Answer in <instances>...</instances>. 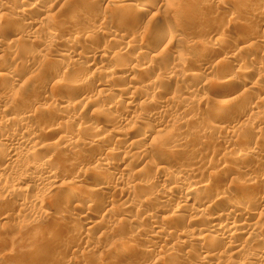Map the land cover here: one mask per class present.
Masks as SVG:
<instances>
[{
  "label": "rangeland",
  "instance_id": "374dc122",
  "mask_svg": "<svg viewBox=\"0 0 264 264\" xmlns=\"http://www.w3.org/2000/svg\"><path fill=\"white\" fill-rule=\"evenodd\" d=\"M72 1L73 0H68V1L67 0H61V1L59 0L55 3L50 2L52 5L51 6L52 10L50 11L49 15H51L50 17H51V20L53 19V21H52L53 23L51 22V29L49 28V30H48L49 32L54 29V26L57 23L56 17L59 15L57 13L60 12V9L67 8L69 6L68 4L71 3ZM163 1H165V2H163ZM235 1L236 0H221V1L220 0H161V1L156 0L153 3L152 8L149 9V14L147 13L146 14L147 16L145 15L143 17V20H142L143 24L141 22L142 27L143 26L145 27V25H147L146 22H149L148 20H150L152 17L155 16V18H154L155 20L152 18V21L154 20L155 21V22L153 21L154 23L157 22L158 25H156L157 27L155 26L157 30L159 29V27L161 28L162 26H164V28L165 27L166 28H170V27L172 28V27L176 26L174 28V30H176L177 36H176V38H173L172 40L168 39V38L167 39H161L162 41L159 40L158 43H154V45H152L151 47H150V45L147 46L146 53L144 54V56L142 55L143 56L141 58L142 61L140 60V62H142L141 63L142 65L144 64V62L145 63L148 62V66L146 65V69L144 71L145 74H144V72L140 73L141 76L139 74L141 79L146 74L149 76L153 75L155 78L157 75H159V73L160 74L167 73V72L169 73V72L174 71L175 68H176V70H178L177 67H173V65H172L173 64L172 56H173V54L178 53V52H180V53L186 55V57H188L187 58L188 60H186L185 65H184L186 67L185 68L186 70L187 69L188 70L194 69V70H196V72L198 70L200 71V69L205 64L204 63L205 61H202L201 59L200 60L198 59V62L196 59L193 61H190L191 58L189 55L191 54L193 48L199 47L200 45L201 46L205 45L206 42L207 43L213 42V40L218 37V34L221 32L220 31L221 29L225 30V34L227 33L232 37V39L229 37L228 41L230 40V41L234 42L235 44L238 43L240 45L241 42L250 38L251 43L255 44V45L253 44V46H255V48L256 47L257 48L256 49L254 48V50H252L253 49L252 46H251L252 48H250L251 52L254 51L253 54L255 53L253 55L254 58L251 55L249 56V53H251V52H249L248 50H247V52L244 51L243 53L239 54L240 62L239 63L237 62V64H238L237 67L234 66V68H233L234 71L232 70L233 66L230 67L227 65V66H225L227 68H225L226 70H224L223 73H220L221 71L220 72L218 71L215 73V71H214L212 73L207 74L204 77L202 76L201 78H199V77L198 78L196 77V79L191 78L188 81V84L193 85V86H199V88L197 89V91L196 90L192 91L191 93H189L188 95L186 94L185 96L190 97L193 100H198V101L200 100L201 104L198 106L197 105H187L186 103H184V100L182 101L181 98L184 97L183 89H181L182 86H180V84H178L179 82H176L177 84H175V81H171V82L167 81L166 83L163 82L160 89L157 88V86H156L157 89L155 87H149V88L146 87L142 90V93H141V91H139V92L137 91V93H136L137 95L134 96L135 98L138 99L139 97H141V95H144V93H145V94H148L150 96V99H152L151 100L152 102L150 101L151 104L150 103H143V101H141L139 99L138 104H140L141 108L139 107L140 110L138 108L139 113L138 112L135 113L137 118H134V119L130 118L132 121L129 119V121H126L124 123L125 125L123 124L124 128H123V126L121 127V129H123L122 134H124V132H128V131H129V135L131 134L130 135L131 139H130V142H128V144L135 142L136 140H138V136L145 134V132L143 131L145 128H148V130L150 129L152 131L153 127L155 126L154 120H156L157 116L160 117V114H162V118H164V120L168 119V121L170 120L171 122L169 121L167 124H164L167 126V127L164 126V129L162 127V129H159L158 131H157V129L154 130V133L152 134L151 138L149 139L150 140L149 143L151 144V140L155 138L154 140H152L153 142L154 141L156 142V143L154 142V144H152V146L155 145V148L153 149V151L150 150L151 148L145 149V152H144L145 153L144 155L146 157V158L144 157L145 160L147 158H151L153 161L154 160L158 161L157 157H159V160L162 159V161H164L163 166H161V165L157 166L156 162H155L156 166H154V164H152L153 162L149 161V162H151V164L148 167L145 165L146 162L143 161V164L140 166H141V168H143L142 166H145L143 168L144 170H143V172L141 171L142 172L141 175L136 176L135 174H133V168H134L133 166H136L137 162L132 156H131V158L128 157V155L130 156V153H128L127 151L130 149L129 148L130 146L123 147L125 150H123L121 148V153L124 152L127 155L126 154L124 155V153L123 154L115 153V154H113L114 156L112 155V157L114 158L116 165H117L115 170H112V174H117V175L120 174L123 177V179H125L124 181L126 182L125 184L123 183V185H121V186H117V188L120 187L122 192H124V191L129 192L127 194H129L130 198L133 199L132 208L131 207H130V209L128 208L126 210V213H125V211H124V213L121 212L122 213L121 219H125L128 222L129 221L132 222V223L129 222V225H128V222L126 224H118L116 222L114 223L113 220L115 218H119V217H113V220L110 219V221H109V219L106 218V221L104 223L101 222L100 224L99 223L96 224L98 221H100L98 219H100V216L103 215L104 209H99V208H101V206H102L101 203L103 202V201H101L103 199H100V198H102V196L99 197V195H98L95 197V195H94L95 192H101V191L100 190L94 191V189L95 188L97 189V187H95L93 185L94 183H91V181H90V180L94 181V179H95L94 175H96L95 171L92 170L94 163L92 164L91 162L93 160V156H94V158H98L104 154L112 152L111 151L112 148H114V149L116 148L113 145L114 143L112 141L108 142L105 147L96 143L95 146H92L91 148L85 149V150L84 149L82 150V147L80 149V146H77L78 148L75 147L73 149L74 151L77 149L76 152H74V151L70 152V151H66V150H63V151L59 150L56 152H53V151L50 152L49 151V153L45 152L46 154L41 153L38 156V158H36V159H34L32 157H27V156L23 155L22 152L21 153L19 152L20 154L17 155L18 158L16 159V160H18L17 162L14 159L11 161L7 160L8 159L7 158V151L4 152L3 146L0 145V150H3V151H0L2 153V156L0 155V158H1L0 162L1 163L3 162L2 167L8 166L9 174L7 175V178H11V176L13 178V177H16L18 175L21 177V176L25 175V174H23V173H25V171L21 167V166H23V164L25 165V163H27L29 161H31L30 163L40 164L42 158L46 155L47 157L51 158L53 166L60 171V175L58 177L59 181L57 180V186L61 187V189L63 191V200H64V197H66L68 194H71L73 191H77V190H78V192H82L81 194H83V195L85 194V196H87L86 197L87 199H85V205L88 202H91L93 200L96 201V199H98L96 204H94V205H97L96 208L94 207L95 209L94 210L92 209V211H94L95 213L92 211H91L92 213L91 212L89 213V215L92 214L93 217L91 215L89 216L88 214L86 215V218H90V219L95 218L96 219L95 220L96 225L94 224L95 227L92 226L91 229H89L86 232L87 235H86V233H85V235H83V234L80 235L81 233L79 231L82 232V230L85 228L84 219L82 217H80V220H79L78 219V217H79L78 210L77 211L75 210L76 205L78 207L76 209H79V207L80 208L85 207L84 205L79 206V205H81V204H79L80 202H74V203L71 202V204H74V205L68 206V205H64L65 203L62 200V198L58 197L55 200H53V203H52L51 201L48 200L49 199L48 194H49L50 190H48L47 193H43L42 190H39L38 188H30L29 182H27L28 179H26V178L22 179L19 182L7 183L4 185L1 184L2 186L0 185V187H1L0 188V200L2 199V201L0 202V264H120V263L121 264H177L178 262H180L178 264H181L182 262H183L182 264H198V258L199 257H196V256H199L198 254H200V252H202V249H199L194 242L188 241L190 239H188V238H185L184 240L180 239L183 242L185 241L184 242L185 244L188 242V245L190 244L188 246L187 244L185 245L184 243L179 241V239H178L179 237L177 238L176 234L174 235L176 237L171 236V239H170V237H167V238H164L165 240L164 239L163 240L157 239V241H156V239H151L150 237H147V236H151V234L149 232L152 229L151 226H154V223L158 222L160 224L161 223L163 224L164 221L166 220L165 217L168 216V210L162 209L163 207L162 208L160 207L162 205H159V202L162 201L160 198V196H161L160 193H162L163 196H165V195H167L166 194L167 192L165 190L166 189L168 190L170 188V186L168 184L166 186H164V185L162 186L159 183V180H162L163 178L165 179V178H167L166 176L171 175L170 171H166L167 170L166 168L164 170L163 167H167V168H168V166H169V168H171V167L172 168L187 167L185 169H192V170H194V172L196 171L195 173H193V175L189 179L186 178L185 181L187 183L186 182L185 183L186 184H188V183L192 184L193 181H196L199 183L201 182V184H206V183H208L209 185L213 184L212 186L210 185V188H212L213 190H209V192L212 193V195L209 194V192H208V196L211 197L214 195V192H218L220 187H221L216 182V180L212 177V174H214L218 170H220L218 168L221 166V164H222L221 161L223 160L224 157H227L230 159H239L243 156V153H244L243 151H245V148L248 147L247 146L248 144H251L254 147L257 144L258 148L257 147L256 148L259 149V151H261V153H263V154H260L261 158H260V156H258V158H256V160L259 162H260V160H261V162H262V160L264 161V159H263V156H264V149H263V147H264V144H263L264 143V131H263L264 130V122L261 121L263 124L262 123H259L260 125L258 124L259 130L255 129L254 127L251 130V128H250L251 125L249 126V124H251L250 123L251 117L248 113L247 114H246V112L243 113L245 111V109H243V107L240 108V106H242V105L245 106L244 104H240V102H243V101L248 102L249 106L250 105L255 106V104H257L256 103L257 100H260L264 97V95L262 94V91L259 93L258 92L249 93V91H248L249 94L245 95L244 89L248 88L249 85L245 86V88L244 87L241 88L240 84L243 85V84H245L244 82H241V83L238 82L237 84H233V85L227 83L224 86L221 85L222 87L217 85V84H219L218 82H220L219 81L220 76L223 77V75L227 74L228 78L230 77L229 79H232L233 77L236 78V76H237L236 71L239 69L238 66H244V67H241V69L245 70L247 73H245L246 75L244 76L245 78H243V80L245 79L244 81H247V83H251V84L252 83L255 84V82L256 83L258 82L257 84L260 86V88L264 89V78L259 79L260 75H259L258 71H261V69L260 70L255 69V68H253L254 65L251 66V65L247 64L248 60H252V59L253 60H259L260 58L262 59L264 57L263 56L264 50L261 49V47H259V46L264 47V45L260 43L261 40L262 41L264 40V13L262 14V12L260 11V8H258V9L262 15L260 14V12H258L260 14L259 15L255 11V9L257 10V8H255V7H257V6L261 7V8L263 7L261 5V4H263V1L261 3L260 0L259 1L258 0H246V2H247L246 6L247 5L250 6V7L244 6L246 8L239 6V4H237V3H234ZM219 3H221V4H219ZM63 4H64V6H63ZM96 4L94 6H96L95 8L97 11L96 10L93 11L94 8H91L92 10L89 11V15L85 14V17L90 19L95 14L96 15L94 17H96L97 15L99 16V15H105V14L107 17H109L108 12L112 13L111 11H113V9H112L113 6L109 10L108 7H110L109 6L110 4H108L106 1L101 2V4L99 3L100 4L99 6ZM167 5H168V7H167ZM174 6L177 8L173 9ZM170 9H173V10H171V12H170L169 11ZM252 9L255 12L252 11ZM104 10H106V11H104ZM156 12H157V14H156ZM82 13H84V11ZM255 13L257 15H255ZM2 15H3V17H2ZM6 15H8V16H6ZM52 15H54V16H52ZM9 16L14 19V17L10 13L0 12V18L3 20H5L6 17H9ZM13 19H11L10 23H14ZM54 19H55V21H54ZM160 19H161V21H160ZM229 20H231V22H229ZM128 22H130V21H128ZM151 23L152 22L150 21V24ZM5 27H6L5 28L6 30L9 29L10 31L12 29H14L12 26H11V28H9L10 27L9 25H6ZM16 28H17V26H16ZM83 31H84V29L81 31V35L83 34L82 33ZM138 31H140V30H138ZM138 31H137V35L135 38L136 41L137 40L140 41V39H141L139 37L140 32H138ZM20 32H22V31H20ZM1 33L2 34L5 33V30H4V32H1ZM22 33L20 34V36L15 37L16 40H18V42L15 40V38L11 37V38L7 39L5 34L2 36L0 34V41L5 39L2 42H6V43L12 42L11 44L9 43L10 47H8V50H9V53H7L8 55L5 54V51H4L2 54H0V56L2 55L1 57H4V56L7 57V58L4 57L3 61H6V60L9 61V63H11L12 69H13V67H14L13 70L16 71V69H17V71H16L17 75L20 77L19 85H21V86L23 85L24 89H25V90H23V92H22V90L18 91L19 89H17V90L15 89L16 90L15 93L12 94L10 97H7V99H5V97L2 96V94H0V99L3 100L0 102H2L3 104L7 103L6 105H8V106H9V104L11 106L12 104H16V103L19 104L20 102L21 103L24 102V103H22V105L24 107L21 104H19V106H17V108L18 107H19L18 109L24 108L25 111L28 109L31 111V113L33 112L32 114H33L34 122H32V124L36 123V125L39 126V128L41 127V129H46L50 125L53 126L54 128H56L55 132L53 131L52 133H50L51 136L49 134H48L49 136L48 135H46V136L45 135L44 136L43 135L35 136V140L33 138V141H32L33 145H31V146H34V145L36 146L37 144H39L41 142L44 144H51V143L56 142L59 138L58 132L59 131L61 132V130H62V132L66 131V132H70V133H72L74 131V124H72L71 121H70V124L65 125L64 124L65 122L64 123L62 122L64 125L63 124L61 125V122H58V120H56L54 118V116H52V115L49 116V114L46 113L47 111L45 112V110H47L48 108L50 109L52 107L54 110L56 109V111L61 110L59 108L58 98L60 96L64 97L65 95H63V93L54 94L55 92H57V90L55 88L53 89V87H49V86L47 87L46 85H44L43 84L44 81L42 82V80L40 78L41 73L38 76L39 78L37 77V79H36L38 81H32L33 79L31 80V74H30V70H29L31 66H33V68L37 67V69L41 65H43L45 67L48 66L47 67L48 70L54 71V72L53 71L52 72L55 75V77L57 78V80L62 81V82L65 81L67 83L68 81L70 82L71 79L67 80L65 78V70H63L62 68L69 67L70 64L73 65L76 62H77V64L79 63L78 65H80L81 67L80 66L77 67V72H78L77 78L79 77L78 79H83V80L88 78L89 80L91 79L90 82H92V83H90L92 85H90L89 88L86 87V89H85V90L89 89L91 91V92L89 91V93H88L90 95V97L88 94L84 98H83V96L81 97L82 99H86V100L89 99L90 100L89 102L91 104L89 103V105H90V106H88L89 110H88V108L84 107L86 100L80 101V99H81L80 97L79 98L74 97L75 96L74 93H76V91H77V88H74V93H73L72 97H74L76 99V100L73 99V104L75 105V107L74 106H73V108L71 107L72 109L69 107V110H67L69 112L66 114L61 113L60 117H62V120L68 121L67 117L72 112L76 111L77 116H78L76 118L80 121L79 123L81 125H85V124L88 125L91 122L90 119H92V117L94 115L93 110L97 107V104L99 102H102V104H104L106 106L107 105L109 106V104H111L110 106H112V102L115 100H118L117 98H115L118 95L117 90L120 89V91H122V89H123V91H124L127 88V86H126L127 82L124 80L118 81V79H116L115 81L113 80V81L106 82L105 83L106 87L104 89L108 92V93H106L107 95H105V97H102V98L100 97L99 100H101V101H96L95 90L97 87L95 86V84L97 82H100V84L101 83L104 84L103 78L105 75H104V73H102V71H101L102 74L100 72L95 74L94 68H96L95 66H100V65L103 68H108V66H111V64H112V59L116 58L117 56H115L113 54L115 57H112V55H111L112 58L111 57L105 58V60H103V62L101 61L102 59H99V58H96V59L93 58V59L89 60L86 56H84V57L82 56L83 58L80 56L79 59H76L73 54L76 55V53H79V51L80 52L82 51L79 48L82 43H80V41H79L78 42V43H80V45H78L79 47L77 46L78 43L75 46V47H77L76 48L77 50L75 48H73L74 51H72L70 54H67V55H69L68 57H66L68 60L67 61L64 60L65 61V63H64V61L61 59L63 61V62H61L62 65L58 64L59 66L58 65L56 66L54 63L55 60H60V59L57 58L55 56V54H53V56H52L51 51L56 50V47L58 45L56 47L52 46V48L50 46L49 47L50 48L49 53L48 52L42 53V52H40L39 48H37L38 45L36 46L32 43L30 44L29 43V37L26 36V34H24V33L22 34ZM44 33H45V36L48 35V32H44ZM44 33H43V35H44ZM78 33H79V31H78ZM138 33H139V35H138ZM108 35H106V34L103 35L101 37V39H103V40L97 39L99 42L95 41V42L87 44V45L90 46L93 44L92 45L93 48H96L95 46H99L100 44L104 45L105 44L104 40L107 37L109 38L110 35H113V33H111L109 36ZM19 37H21V38L19 39ZM108 38H107V41L109 40ZM139 41H137L138 43L134 47L135 49L132 48L136 52H134L132 49H130V52H129L130 55H132V53H133V56L137 54L138 46L140 44ZM107 43H109V42H107ZM11 45H13V46H11ZM85 45L86 44H84V46L81 47L82 49L84 48V52H85V48H86ZM116 45H115V43H113V46H112V43H111V49L113 52L116 51V48H115ZM117 47H118V45H117ZM226 47H228V46H225L224 48L219 50V52L223 51V53L222 52L220 53L221 55H220L219 59L224 58L228 51L231 52V50L227 49ZM10 48H12V49H10ZM248 48H249V46H248ZM259 48H260V50H259ZM57 49L61 50V49H59V47H57ZM131 50H132V53H131ZM226 50H228V51H226ZM13 52H16V53H13ZM58 52H61V51H58ZM214 53L215 54L218 53V50ZM228 53H227V56H229ZM262 53H263V55H262ZM43 54L46 56H44ZM261 55H262V57H261ZM12 56H13V58H12ZM88 56H89V54H88ZM257 56L259 59H256ZM130 57H132V56H130ZM11 58H12V60H11ZM14 58L18 62H16L14 60ZM42 59L43 60L45 59V60L41 61ZM214 60L216 61L217 59H214ZM86 61H88V63L92 62V66L94 65V67H92L91 65L89 66V64ZM12 62H14L15 64H12ZM244 62H246V63H244ZM31 63H32V65H31ZM85 63L87 64L86 66H85ZM170 63H171V66H170ZM160 64H161V66H160ZM106 65H108V66H106ZM229 68H231V71L227 70ZM263 69L264 68H262V71H264ZM151 70H153V71H151ZM148 71H149V73H148ZM154 72H157L158 74L154 73ZM197 74H198V76H200L199 72H197ZM221 74H223V75H221ZM39 79H40V81H39ZM259 81H260V83H259ZM35 82H37V84ZM215 82H217V84ZM93 83H94V85H93ZM205 83L208 84L206 86V90L200 89L201 84H205ZM31 84H33V85L35 84V86L38 88L37 89L33 88L35 86L31 87ZM73 85L75 86L76 84H73ZM91 87H92V89H91ZM20 89H22V88H20ZM53 90H55V91H53ZM50 91L53 92L55 98H52L51 100H49V99L46 100L44 98V96H45V94H48ZM51 92H50V94H52ZM0 93H1V90H0ZM57 94H59V95L57 96ZM175 94L177 95V97H181L180 99L183 103L179 100V101H177L178 104L175 103V104L169 106L170 109L169 108H168L169 110L166 109L168 111L157 113L158 111H161V110H158V108H157L160 105L159 103H163L166 100L168 101V99L170 100V98H172ZM182 94H183V96H182ZM253 94H254V98H253ZM247 95H250V97L248 96L249 97L248 98ZM245 98H247V100ZM15 100H17V102ZM12 101H14V102L12 103ZM226 101L227 102L230 101L229 102L230 104L227 103ZM221 102L227 103L228 106L230 105L231 108L233 107L232 111L235 112L238 110L239 113H237L236 115L235 114L230 115L229 116L230 118L228 117V115H225V116L223 115L224 117H222L219 120H216V121L210 120V119L208 120L207 111L213 106V104H215V103L218 104ZM262 105L264 106V104H262ZM15 106L16 105L11 106L12 112L17 111V108ZM263 106L260 105V107H263ZM83 107L85 108V110L83 109ZM115 107H120V106L118 105ZM120 108H121V113H122V111H123L122 106ZM120 108H117L118 110L116 109L117 111L114 114L115 116L121 115L120 114ZM239 108L242 110V113H241V110ZM13 109H14V111H13ZM80 110H82V111L80 112ZM42 111H44L45 114H43L44 112H42ZM153 111L154 112L156 111L155 115L152 113ZM11 113L2 112L1 108H0V127L4 128L5 123L8 120L10 121V120H12V118H14L13 113L12 114ZM140 113H141V115L138 116V114H140ZM150 114L152 115L153 118L150 116ZM134 117H135V115H134ZM104 118L102 116H98L96 118V122H95V120H93V121H94L95 125H97L99 127H104V125L107 124V123H105L106 120ZM175 118L177 120H179L181 118L182 119L181 124H179L180 122L175 123V120H176ZM86 119H87V121H86ZM78 120H77V124H79ZM225 120L226 121L229 120V122L227 123ZM248 120H249V122H248ZM172 121H174V122H172ZM50 122H51V124H50ZM246 122H248L249 124ZM96 123H98V124H96ZM183 123H184V125H183ZM229 123H230V125L236 124L238 127L241 124L240 127L241 126L242 127L239 128V129H241L240 132L238 131L239 134L236 133V135H234V137H232L230 141L229 140L227 141V139L224 136L228 137L229 135L228 136H227V134L223 135L222 133L226 132V128H224V127H226L227 124H229ZM34 124H33V126H36ZM178 124H179V126H178ZM242 124L244 126L245 125H247V126L244 127ZM209 125L210 126L216 125L219 127L221 126L222 128H221V130L215 128V131H214V129L210 128ZM31 126L32 125H30V127L28 125H26L24 127V129H22L20 127H17L16 124H13V126L10 127L11 129L9 128L8 130L13 129L14 135L18 134V135L22 136L23 139L27 138L28 140L31 141L32 137H33L32 133H31L32 132ZM59 127H60V130H59ZM115 127H117V125ZM18 128H20V129H18ZM107 129H108V131L112 130L109 128H104V131H107ZM253 129L259 131L258 135L254 134L255 130H253ZM260 129H261V131H260ZM203 132H205V133H203ZM241 133H244V134H241ZM0 134H1V132H0ZM107 135L110 136L111 133H108L105 136H107ZM175 136L177 138L179 137V139L182 137L184 138L183 139L184 142L178 147L176 146V145H178V143L176 141H174L176 139ZM244 136H246V137H244ZM249 136H250V138H249ZM91 137H92V135H91ZM164 137H165V139H164ZM36 138H37V140H36ZM79 138L81 140H83L84 142H87L89 140V135H88V133L84 132V133L79 135ZM87 138H88V140H87ZM159 139H162L161 142ZM251 140L253 142L248 143V142H251ZM262 140H263V142H262ZM126 141H128V140H126ZM223 141H225V142L227 141V142L223 143ZM0 142H3V141H0ZM220 142L223 144H221ZM0 144H2V143H0ZM157 145H159V146H157ZM163 147L164 148L167 147L166 149H168V150L171 148H174L175 152H173L172 154L169 155L168 150H165ZM169 147H171V148H169ZM163 149L167 152H165ZM160 150H162V151H160ZM29 158H31L32 160ZM129 158H130V160H129ZM256 160H255V162L253 159L247 160V162H246L248 164V166L246 164L247 168L248 167L252 168L253 166H256L255 165ZM130 161H133V162H130ZM93 162H94V160H93ZM165 163H167V165H165ZM140 166H139V168H140ZM239 166L235 167V170L237 171V173H236V171H233L234 173H231L232 175L230 173H226L225 177H228V179L225 182V184L228 185L229 183H231V180H232V181H236L235 184L237 183L239 187H240V185L242 187L244 186L243 182L245 181L244 180L245 177L241 175L243 168L240 169ZM155 167H158V168L160 167L159 168L160 170L154 169ZM169 168H168V170H169ZM161 169H163V170H161ZM239 171H241L240 172L241 174L239 173ZM77 175H81V176L84 175L83 177H86L84 180L85 183L83 182V183H80L78 185L74 183L76 185L75 186L73 184V182H74V179L77 177ZM8 176H10V177H8ZM110 176L102 178L100 180V182H106L107 181V183H108V181H109V183H112V182L114 183L115 177L113 178V176H111V177ZM196 176H198V177H196ZM193 177H194V179H193ZM91 178H93V179H91ZM198 178H199V180H198ZM187 179L189 181H187ZM255 179H256V177H255ZM255 179L253 178V180H255ZM140 180L148 181L147 183L149 185H147L146 187L145 186H139L140 184L138 185V183L141 182ZM242 180H243V182H242ZM203 181H204V183H203ZM238 181H240V182H238ZM128 182L129 183L134 182V183L131 185V183L129 184ZM239 183H240V185H239ZM237 184H236V187H237ZM122 186H124V187H122ZM12 187L15 189H16V187H18V188H20L21 191L17 192V190L15 191V189H13ZM185 188L186 187L183 188V191H179L178 194L184 193ZM10 189L14 190V191H12V193H10L11 192ZM123 189H127V190H123ZM259 190H263V192H264V189H262V188ZM5 191L6 192L10 191V192L6 193ZM164 191H165V194H164ZM211 191H213V192H211ZM118 192L119 191H111V192H107L108 195L105 194L106 196H108L107 199L110 202H112V204L114 203V205H116L115 202H117V200H119L118 198L120 195ZM122 192H121V194L125 193V192L124 193H122ZM8 193L12 194V196H10V194H8ZM6 194L9 196V198H6V196H5ZM263 195H262V198H263ZM148 196L149 197L151 196V197L149 199H147ZM35 197L36 198L38 197V199L40 198L39 200H41V198L43 199L42 201H44V202L41 203L42 205H38V204L32 205V200ZM121 197H123V195ZM103 198L106 199V197H103ZM145 199H146V202L144 201L145 203L142 204L143 203L142 200H145ZM140 201H142V203H140ZM20 203L22 204L21 206L19 205ZM50 204H54V206L50 207ZM99 204H101V206ZM141 204H142V206L139 207L138 205H141ZM178 204L172 203L170 209L174 210L176 208V206H179ZM146 205H147V207H146ZM66 206H67V208H66ZM108 207H109V205H108ZM108 207H106V208H108ZM156 207H157V209H156ZM64 208H66V209H64ZM140 208H141V210H140ZM152 208H154L155 211ZM159 208H161V209H159ZM60 209H64V211L62 210L63 211L62 212V211H60ZM39 211L40 212L45 211V213H46L45 218L38 219L39 222L38 221L36 222L37 218L35 216ZM101 211H103V212H101ZM144 213L147 215H150V218L152 217V220L151 219L149 221L147 219L145 220L144 219L145 218ZM74 214H76V215H74ZM77 214H78V216H77ZM95 214L98 217V219L95 216ZM111 221H113V222H111ZM115 221H116V219H115ZM202 221L203 220L198 221V222L204 223ZM178 222L180 223V220ZM180 225H179V228L175 227V229H174L176 231L175 233H177V234H179L180 232L185 231L187 229V225L185 222L183 223L182 226H180ZM184 226L186 227V229ZM136 228L138 229L139 232L137 231ZM180 229H183V230H180ZM78 232H79V234H78ZM130 232L133 235L135 232H137V234H136L137 235L136 236L137 237V239H136L137 243H135V245L137 246L136 247L137 251H135L134 253H131V254H125L124 256L119 257L118 259H115L114 261H109L110 248L112 246H114L115 244H117L122 239L128 238V235H130ZM32 233H34V234L32 235ZM144 233H146V234H144ZM46 234H47V236H48V234L49 235L51 234L50 237L48 238V240L45 239ZM197 234L198 233H196L195 231L190 232L191 236H194ZM27 235L29 237H27ZM42 236H43V239H42ZM54 236H56V237H54ZM30 237H33L32 238L33 240ZM29 238H30V240H29ZM200 238H202V237H200ZM200 238H199V240H200ZM174 239L176 242L174 241ZM186 239H187V242H186ZM210 239H211V236H210V238L206 237V238H202L201 240L203 241V244L205 243V245H207L208 242H210V241L213 242L212 239L211 240ZM208 240H210V241H208ZM44 241H45V243H44ZM178 241L180 243H178ZM215 242L216 241H214L213 243H215ZM256 242L257 243H255V241H251L250 244L246 247V250L250 254H251L252 250H254V249L255 250H262V248H264V242H263V244L260 241H256ZM213 243H211V244H213ZM237 243H238V241H237ZM175 244H177V245L179 244L178 245L179 247H177V245H176V248H178V250L174 248ZM181 244H183V246H181ZM219 245L221 246V244L218 243V245H217L218 247L216 245L213 247V248H218V251H217V249H214L215 250L214 251L213 248L212 249L210 248V249H208L210 251L209 253H211V254L213 253L216 256H221L220 254H222V257L225 259L226 256L224 257V255L226 254L227 257L229 255L224 251L223 248H221L222 249L221 250L219 248L220 247ZM168 247H170V250H172V249L173 250L172 251L168 250ZM180 247H183V248H180ZM189 247H191V248H189ZM221 247H223V245ZM179 248H180V250H179ZM160 249L162 252L160 251ZM199 250H201V251H199ZM165 251L167 253H171L174 251L173 254L176 257L175 256L173 257V254H172V256L167 255V253ZM211 251H213V252H211ZM160 253H162V254H160ZM249 253H247V255ZM169 256L173 257V259L169 258ZM222 257H220V258H222ZM227 257H226V261L224 259L219 258L218 263L222 261L221 262L222 264H224V263L225 264H243V263H241V260L239 261L238 258H230V257L227 258ZM245 258H247V257H245ZM227 259L230 260L229 263H227V261H228ZM247 260L251 261L250 259H247ZM251 263L258 264L254 260H252Z\"/></svg>",
  "mask_w": 264,
  "mask_h": 264
},
{
  "label": "bare ground",
  "instance_id": "6f19581e",
  "mask_svg": "<svg viewBox=\"0 0 264 264\" xmlns=\"http://www.w3.org/2000/svg\"><path fill=\"white\" fill-rule=\"evenodd\" d=\"M57 1H59V0H0V12H8L14 17V19H13V18H11L9 16L10 18L6 17L5 20L0 18V31L4 32V30H5V33H3V34L0 32L1 36L5 34L7 39L11 38V37L15 38V37L20 36V34L23 32L24 34H26V36L29 37V43L30 44L32 43V44H34L36 46L38 45L37 48H39L40 52H42V53L43 52H48L49 53L50 52L49 51L50 50V48H49L50 46L52 48V46L56 47L58 45L57 47H59V49H61V50H58L57 47H56V50L53 49L54 51H51L52 54L50 53L52 56H53V54H55V56L60 59V60H55L54 63H55L56 66L58 64H61V62H63L64 60H66V61L68 60L66 57H68L69 55H67V54H70L72 51H74L73 48H75V49L77 48L75 46H76V44L79 41H80V43H82L81 44L82 46L80 45V43H78L77 46L80 45V47L79 46L78 47L82 51L81 52L79 51V53H76V55L73 54L76 59H79L80 56L81 57L82 56L83 57L86 56L89 60L93 59V58H95V59L99 58V59H102L101 61L103 62V60H105V58H110L111 55H112V57L117 56L116 58L112 59L111 66L106 65V66H108V68H103L101 65L100 66H95L96 67V68H94L95 74L99 73V72L101 73V71H102V73H104V75H105L104 78H103L104 84L103 83L100 84V82H97V83L95 82L96 83L95 86L97 87V88L95 87L96 88V90H95V92H96L95 93L96 94L95 99H96V101H101V100H99V98L100 97L101 98L105 97V95H107L106 93H108V92L104 89L106 87L105 86L106 82L113 81V80L115 81L116 79H118V81L119 80L120 81L124 80V81L127 82V85H126L127 88L124 91H123V89H122V91H120V89L117 90L118 95L115 98H117L118 100L113 101L112 102V106H110L111 104H109V106L108 105L106 106V105L102 104V102H99V103L97 102L98 103L97 107L93 110V114L94 115H93L92 119H90L91 122L88 125L87 124L81 125L79 123L80 121L76 118V117H78L76 111L72 112L67 117L68 121H64V120H62V117H60L61 113H65L66 114V113L69 112V111H67V110H69V107L70 108L71 107L73 108V106L75 107V105L73 104V99H75L74 97H76V98L80 97L81 98L83 96V98H84V97H86V95L90 91L89 89L88 90H85V89H86V87L89 88V86L92 85V84H90V83H92V82H90L91 79L89 80L88 78H86V79L83 80V79H78L79 77L77 78V75H78L77 67L80 66V65H78L79 63L77 64V62H76L73 65L70 64L69 67L62 68L63 70H65V78L67 80L71 79L70 82L68 81L67 83L65 81L62 82V81L57 80V78L53 74L54 71L53 70H48V68H47L48 66L45 67V66L41 65L38 69H37V67L33 68V66H31V67L29 66L30 67L29 70H30V74H31V80L33 79L32 81H38L36 79L41 73L40 78H41L42 82L44 81L43 82L44 85H46L47 87L48 86L49 87H53V89L55 88L57 90V92H55L54 94L63 93V95H65L64 97L60 96L58 98V100H59L58 101L59 102V108L61 110H57L56 111V109L54 110L53 107L50 108V109L47 107L48 109L46 108L47 110H45V112L47 111L46 113L49 114V116L50 115L54 116V118L56 120H58V122H61V125L64 122H65L64 123L65 125L66 124H70V121H71L72 124H74V131L72 133H70V132H66V131L62 132V130H61V132L60 131L58 132L59 138H58V140L56 142L51 143V144H44V143L41 142V143L37 144L36 146L35 145L31 146V145H33L32 141H33V138L35 140V136H38V135H43V136L45 135L46 136L48 134L50 135V133H52L53 131L55 132L56 128H54L53 126L50 125L46 129H41V127L39 128V126H37L36 123L35 124L33 123L34 125H36V126H33V124H32V122H34V118H33V114H32L33 112L31 113V111L28 110V109L25 111L24 108H20V109H18L19 107L17 108V106H19V104L22 105V103H24V102H22V103L20 102L19 104H17V103L16 104H12V105H16L15 107L17 108V111H15V112L11 111V109H12L11 106L12 105L10 106V104H9V106H8V105H6L7 103L3 104L2 102H0L1 111L5 112V113H11L12 112L13 116H14V118H12V120H10V121L8 120L9 122L7 121L5 123L4 128L0 127V132H1L0 141H3V142H0V143H2L0 145L3 146L4 152L7 151V158H8L7 160L11 161V160L14 159L17 162L18 161V160H16L18 158L17 155L20 154L21 152H22L23 155H25L27 157H32V158L36 159V158H38V156L41 153L46 154L45 152L49 153V151L50 152L51 151L56 152V151H59V150L60 151L66 150V151H70L71 152V151H74L73 149L75 147H77V146H80V149L82 147V150L83 149L85 150V149L91 148L92 146H95L96 143L100 144L103 147H105L108 142L112 141L114 143L113 145L116 148L115 149L112 148V150H111L112 152L104 154V155H102V156H100L98 158H94V156H93L94 162H93V160L91 162L92 164L94 163L92 170L95 171L96 175H94V178H95L94 181H92V180H90V181H91V183H94L93 185L95 187H97V189L95 188L94 191L95 190H97V191L100 190L101 191V192H95V194L94 193L93 194L95 195V197L98 196V195H99V197L102 196V198H100V199H103V200H101L103 202L101 203L102 206H101V204H99L101 206V208H99V209H104L103 215L102 216H100L101 214L99 215L100 219H98V217L95 214L97 219L100 220L96 224H98V223L100 224L101 222L104 223L106 221V218L109 219V221H110V219L113 220V217H119V218H115L116 221H115V219L113 220L114 223L116 222L118 224H126L128 221L125 220V219H121V214L124 213V211L126 213V210L128 208L129 209H130V207L132 208L133 199H131L130 195L127 194L129 192H125L124 191L125 192L124 193V192H122L120 187L117 188V186H121V185H123V183L125 184L126 182L124 181L125 179H123V177L120 174L119 175L112 174V170H115V168L117 166L114 158L112 157V155L115 154V153L123 154L124 152L121 153V148L123 150H125L123 147L130 146L129 147L130 149L127 152L130 153V156L128 155V157L131 158V156H132L137 162V163L135 162L136 166H133L134 167L133 168V174H135L136 176L137 175H141V173L144 170L143 168L145 166H142L143 168H141V166H140V165L143 164V161L146 162L145 165L148 166V167L151 164V162H149V161H152L153 162L152 164H154V166H156L155 165L156 163H157V166L158 165L163 166L164 165V161H162V159L159 160V157H157L158 161L157 160L153 161L151 158H147L145 160L146 157L144 155L145 154L144 152H145V149L151 148L150 150L153 151V149L155 148V145L152 146V144H154V142H155V141L153 142L152 140H154L155 138L151 140V144L149 143V141H150L149 139L151 138L152 134L154 133V130L157 129V131H158L159 129H162V127L164 129V126L167 127L164 124H167L170 121V120L168 121V119H166V118H165L166 120H164V118H162V114H160V117L156 115L157 116L156 120H154V122H155L154 125L155 126L153 127L152 131L150 129L148 130V128H145L143 130L145 132V134H142V135L138 136V140H136L133 143H129L128 144V142H130V139H131L130 138L131 134L129 135V131L128 132H124V134H122L123 133V129H121V127L123 126V128H124V125H125L124 123L126 121H129L130 118H132V119L137 118L135 113L138 112V108L139 107L141 108L140 104H138L139 103L138 102L139 99L141 101H143V103H150V101L152 100V99H150V96L148 94H145V93H144V95H141V97H139L138 99L135 98L134 96L137 95L136 94L137 91L138 92L141 91V93H142V90L144 88H146V87L147 88H149V87H155L156 88V86H157V88L160 89V87L162 86L163 82L166 83L167 81L168 82L169 81L170 82L171 81H175V84H177L176 82H179L178 84H180V86H182L181 89H183L184 97H182V98L181 97H177V95L175 94L173 97L171 96L172 98H170V100L168 99V101L166 100L163 103H159L160 105L159 106L157 105L158 106L157 108H158V110H161V111H158L157 113L168 111L170 109L169 106L177 103V101H179V100L181 101V99H182V101L184 100V103H186L187 105H197L198 106V105L201 104L200 100L199 101L198 100H193L190 97H186L185 96L186 94L188 95L192 91H195V90L197 91V89L199 88V86L189 85L188 81L191 78L192 79L193 78L196 79V77L197 78L198 77L201 78L202 76L204 77L207 74L212 73L214 71H215V73L218 72V71L219 72L221 71L220 73H223V71L226 70L225 68H227V67H225V66H227V65L230 66V67L233 66L232 67V70H233L234 66L237 67V65H238L237 62L238 63L240 62L239 54L243 53L244 51L247 52V50L249 52H251L250 48L253 47L252 50H254L255 46H253L254 43H251V39L250 38L245 40V41H243V42H241L240 45L238 43H237L238 44L237 45V44H235L234 42H232L230 40L228 41V38L230 37L232 39V37L229 34H227V33H226L227 34L226 35L225 34V30L221 29L220 30L221 32L218 34V37L215 38L213 40V42H211V43H209V42L207 43L206 42L205 45H202V46L200 45L199 47L193 48L191 54L189 55L190 58H191V60L189 59L190 61H193L195 59L197 60V62H198V59L199 60L201 59L202 61H205L204 62L205 63L204 66L203 67L201 66L202 68L200 69V71L199 70L197 71V72H199L200 76H198L196 70H194V69L193 70H191V69L190 70H188V69L186 70L185 69L186 67L184 65H185L186 60H188L187 59L188 57H186V55L178 52V53L173 54V56H172V62H173L172 65H173V67H177L178 70H176V68H175L174 71L169 72V73L168 72L167 73H162V74L159 73V75H157L155 78H154L153 75L149 76V75L146 74L141 79L140 78V76H141L140 73L145 71L146 65L148 66V62L147 63L144 62L143 65L141 64L142 62H140L141 58L146 53L147 46L150 45V47H151L152 45H154V43H158L159 40L162 41L161 39H167L168 38V39L172 40L173 38H176V36H177L176 35L177 34L176 30H174V28L176 26H174L172 28L171 27L170 28H166V27L164 28V26H162L160 28L159 27L160 25H159L158 26L159 29L157 30L156 29V27H157L156 25H158V24H157V22L154 23L155 22L154 21L155 20L154 19L155 16L152 17L154 19L153 20L154 22L152 21V18H151L150 20H148L149 22H146L147 25H145V27L141 26V22L143 20V17L147 13L149 14V9L152 8V5H153V3L156 0H78V1L77 0H73L71 3L68 4L69 6L67 8L60 9L59 13L56 12L57 14H59L58 16L56 15L57 16L56 17L57 23L55 24L54 29L49 32L48 30H49V28L51 29V22L53 21V19L51 20V17H50L51 15H49L50 11L52 10V8H51L52 5H51L50 2H52V3L54 2L55 3ZM103 1H106L108 4H110L109 5L110 7H108L109 10L113 6V8H112L113 11H111L112 13L108 12L109 17H107L106 14L105 15H99V16L97 15L96 17H94L96 15L95 14L90 19L85 17V14L89 15V11L92 10L91 8H94L93 11L96 10V8H95L96 6H94L96 3H97L96 5L99 6L101 4V2H103ZM262 1H263V4H261ZM163 2H165V1H163ZM260 2L259 3L263 7L262 8L258 7V6L255 7V8H257L258 11L255 8L254 9H255V11L257 13L261 11L262 14H263L264 13V0H260ZM234 3H237V4H239V6L244 7V6H246L247 2H246V0H236ZM219 4H221V3H219ZM63 6H64V4H63ZM175 6L173 7V9L177 8ZM247 6H249V5H247ZM167 7H168V5H167ZM246 7H244V8H246ZM258 8H260V11H259ZM173 9H170L169 11L171 12V10H173ZM83 11H84V13H82ZM104 11H106V10H104ZM252 11H254V10L252 9ZM261 12H260V14H261ZM156 14H157V12H156ZM255 15H257V14L255 13ZM6 16H8V15H6ZM52 16H54V15H52ZM2 17H3V15H2ZM11 19H13L14 23H10ZM54 21H55V19H54ZM128 21H130V22H128ZM150 21L153 24L152 23L150 24ZM160 21H161V19H160ZM229 22H231V20H229ZM142 24H143V22H142ZM6 25H9L10 26L9 28H11V26H12L14 29H12L11 31L9 29L6 30L5 29ZM16 26H17V28H16ZM83 29H84V31L82 32L83 34L81 35V31ZM136 30L137 31L140 30V31H138V32H140V35H139V33H138V35H139V37L141 39H140V41L139 40H137V41H139L141 45L139 44L137 54L133 56V53H132L133 49L132 48H134L137 45V43H138L136 41V39H135L136 35H137V31ZM20 31H22V32H20ZM78 31H79V33H78ZM44 32H48V35L45 36ZM43 33H44V35H43ZM111 33H113V35H110ZM105 34L106 35L109 34L110 37L109 38L107 37L109 39L108 41H107V38L104 40L105 41L104 45L100 44L99 46H95L96 48H93V46H92L93 44L90 45V46L87 45V44H90V43H93L95 41L100 40L101 37L103 35H105ZM20 38L21 37H19V39ZM3 40H5V39H3ZM15 40H16V38H15ZM101 40H103V39H101ZM2 41H0V54H2L4 51H5V54H7V53H9V50H8V47H10L9 43L11 44L12 42L6 43V42H2ZM16 41L18 42V40H16ZM107 42H109V43H107ZM111 43H112V46H113V43H115V45L116 44L118 45V47H117V45L115 46L116 51H114V52L111 49ZM260 43L264 45V40L263 41L261 40ZM84 44H86L85 45L86 46L85 52H84V48L83 49L81 48V47L84 46ZM11 46H13V45H11ZM225 46H228L229 48L228 47H226V48L231 50V52L226 50V51L229 52V53L227 52L229 56H227V53H226L227 57L225 56L224 58L219 59V57L221 55L220 53L221 52L223 53V51L219 52V50L224 48ZM248 46H249V48H248ZM259 47H261V49L264 50V47H262V46H259ZM10 49H12V48H10ZM130 49H132L131 50L132 55H130V53H129ZM217 50H218V53L215 54L214 52H216ZM259 50H260V48H259ZM58 51H61V52H58ZM133 51L136 52L135 50H133ZM253 52L249 53V56L250 55L253 56L255 54V53L253 54ZM13 53H16V52H13ZM88 54H89V56H88ZM262 55H263V53H262ZM262 55H261V57H262ZM44 56H46V55H44ZM130 56H132V57H130ZM4 57L0 58V90H1L0 94H2V96L5 97V99H7V97H10L12 94H14L17 89H19L18 91L22 90V92L25 89H24L23 85L22 86L19 85L20 77L17 75V72H16L17 69H16V71L13 70L14 67L12 69L11 63H9V61H7V60L3 61ZM5 58H7V57H5ZM12 58H13V56H12ZM12 58H11V60H12ZM253 58H254V56H253ZM214 59H217V60L215 61ZM256 59H259L258 56L256 57ZM14 60L16 62H18L15 58H14ZM44 60L42 59L41 61H44ZM86 62L88 63V61H86ZM64 63H65V61H64ZM244 63H246V62H244ZM12 64H15V63L12 62ZM88 64H89V66L90 65L92 66V62L88 63ZM247 64L251 65V66L254 65L253 68H255V69H259V70L261 69V71H258L259 75H260V77L259 76L258 77H259V79L260 78H264V71H262V68H264V57L262 59L260 58L259 60H253V59L252 60H248ZM31 65H32V63H31ZM86 65L87 64L85 63V66ZM160 66H161V64H160ZM170 66H171V63H170ZM92 67H94V65ZM238 67H239V69L237 68L238 70L236 71V73H237L236 74L237 75L236 78H234V77L232 78L231 77L232 79H229L230 77L228 78L227 74L226 75L221 74V75H223V77L222 76L219 77V81H220V82H218L219 84H217V82H215V83L217 85H219V86H221V85L224 86L227 83L233 85V84H237L238 82L239 83L244 82L245 84H243V85L240 84L241 88L242 87L245 88V86L249 85L248 88L244 89L245 95L249 94L251 92H253V93L258 92L259 93L261 91H262V94L264 95V89L260 88V86L257 84L258 82L257 83L255 82V84H253V83L251 84V83H247V81H244L245 79L243 80V78H245L244 76L246 75L245 73H247V72L245 70L241 69V67H244V66H238ZM227 70L231 71V68H229ZM151 71H153V70H151ZM148 73H149V71H148ZM154 73H157V72H154ZM139 74H140V76H139ZM144 74H145V72H144ZM39 81H40V79H39ZM35 83L37 84V82H35ZM259 83H260V81H259ZM73 84H76V85L74 86ZM93 85H94V83H93ZM207 85H208L207 83L201 84L200 89L206 90V86ZM32 86H35V84L34 85L31 84V87ZM19 87L22 88V89H20ZM33 88L37 89L38 87L35 86ZM74 88H77L76 93H74ZM91 89H92V87H91ZM53 91H55V90H53ZM248 91H249V93H248ZM50 92L48 94L44 93L45 94L44 98L46 100H48V99L51 100L52 98H55L53 92H51L52 94H50ZM73 93L75 94L74 97H72ZM58 95L59 94H57V96ZM250 95H247V97L248 96L250 97ZM182 96H183V94H182ZM89 97H90V95H89ZM253 98H254V94H253ZM81 99H80V101L86 100V99H82V100ZM245 99L247 100V98H245ZM0 101H3V100L0 99ZM15 101L17 102V100H15ZM89 101H90L89 99L86 100V102L84 104V107L88 108V106H90L89 105V103H90ZM13 102L14 101H12V103ZM229 102H227V103H229ZM227 103L221 102V103H218V104L217 103L213 104V106L207 111L208 120L210 119V120H215L216 121V120L221 119L225 115H228V117H229L232 114L236 115L237 113H239L238 110L235 111V112L232 111L233 107L231 108L230 105L229 106L227 105ZM256 103L257 104H255V106H251V105L249 106V103L246 102V101L245 102L244 101L240 102V104H244L245 105V106H243V105L240 106V108L243 107V109H245V111L243 110L244 111L243 113L246 112V114L248 113L250 115V117H251V121H250L251 124L248 123L249 120H248V122H246V123L249 124V126L251 125L250 126L251 130H252L253 127L255 129L259 130L258 124L264 122V108H263L264 106L262 105V104H264V97L262 99H260V100H257ZM118 105L120 107L122 106V110H123L122 113H121V108L120 107H115V106H118ZM260 105L263 106V107H260ZM84 107H83V109L85 110ZM117 108H120V114L121 115L115 116L114 114L118 110ZM140 108H139V110H140ZM166 109H168V110H166ZM88 110H89V108H88ZM13 111H14V109H13ZM81 111L82 110H80V112ZM42 112H44V111H42ZM45 112L43 114H45ZM152 113L155 115L156 111L155 112L153 111ZM241 113H242V110H241ZM134 115H135V117H134ZM140 115H141V113L138 114V116H140ZM96 116L97 117L98 116H102L103 118L105 117L104 118L106 120L105 123H107V124L104 125V127H99V126L95 125L93 120H95V122H96V118H97ZM150 116L152 117L151 114H150ZM181 118L179 120H177L175 118L176 119L175 123H179L180 122L179 124H181V121H182ZM77 120H78L79 124H77ZM86 121H87V119H86ZM172 122H174V121H172ZM226 122L228 123L229 120H227ZM13 124H16L17 127H20L22 129H24V127L26 125H28L29 127H30V125H32L31 126V130H32L31 133H32V136H33V137L31 136L32 140L30 141L27 138L23 139L22 136H20L18 134L14 135L13 129L12 130H8L11 126H13ZM50 124H51V122H50ZM96 124H98V123H96ZM179 124H178V126H179ZM114 125L115 126L117 125V127H115ZM183 125H184V123H183ZM240 125L238 127L236 124L235 125H230V123H229V124H227L226 127H224V128H226V132L222 133V134L223 135L227 134V136L229 135L228 137L224 136L227 139V141L228 140L230 141L231 138L234 137V135H236V133L239 134V132L241 130L239 128L242 127V126L240 127ZM246 126L247 125H245L244 127H246ZM209 127L214 129V131H215V128L216 129H220V130L222 128L221 126L219 127V126H216V125H211V126L209 125ZM20 128H18V129H20ZM104 128H109V129H112V130L108 131V129H107V131H104ZM255 129H253V130H255ZM261 129H260V131H261ZM59 130H60V127H59ZM258 130H255L254 134L258 135V133H259ZM84 132L88 133V135H89V140L87 138V140H88L87 142H84L83 140H81L79 138V135L84 133ZM108 133H111V135L110 136L109 135L105 136ZM203 133H205V132H203ZM241 134H244V133H241ZM91 135H92V137H91ZM246 136H244V137H246ZM249 138H250V136H249ZM164 139H165V137H164ZM183 139H184L183 137L180 138V139H179V137L178 138L176 137V139L175 140L173 139V140L178 143V145H176L178 147L184 142ZM36 140H37V138H36ZM126 140H128V141H126ZM159 140L161 142L162 139H159ZM226 142L223 141V143H226ZM252 142L253 141L251 140V142H248V143H252ZM262 142H263V140H262ZM223 143H221V144H223ZM159 145H157V146H159ZM247 146L248 147L245 146L246 148H245V151H243L244 153H243V156L241 158H239V159H230V158H227V157L223 158V160L221 161L222 162V164L220 166L221 168L220 167L218 168L220 170H218L216 173L212 174V177L216 180V182L221 187H220L219 191L218 192H214V195L211 196V197L208 196L209 190H213L212 188H210L211 184L210 185L208 183L201 184V182L199 183V182H196V181H193V183L191 182L192 184H189V183L186 184L187 183L185 181L186 178L189 179L193 175V173H195L196 171L194 172V170H192V169H185L187 167H184V168H180V167L172 168L171 167V168H169V166H168L169 170H168L167 167H163L164 170L166 168L167 169L166 171H170L171 175L170 176H166L167 178H165V179L163 178L162 180H159V183L162 186L163 185L166 186L168 184L170 186V188L168 190L167 189L165 190L167 192L166 193L167 195L163 196V194L160 193L161 194L160 198H161L162 201L159 202V205H162V206H160L161 208L163 207L162 209L168 210V216H166L167 218L165 217L166 220L164 221L163 224L162 223L160 224L158 222H157L158 224L154 223V226H151L152 229L149 232L151 234V236H147V235L146 236L150 237L151 239H156V241H157V239H159V240L162 239L163 240L164 238H167V237H170V239H171V236L172 237H176L177 236V238L179 237L178 238L179 241H181L180 239L184 240L185 238L190 239L188 241L194 242L199 249H202V252H200V254H198L199 256H196V257H199L198 258V264H220L222 262L221 261V262L218 263L219 258L222 257V254H220L221 256H216L213 253L212 254L209 253L210 251L208 250L210 248L212 249L215 245L217 246L218 243L221 244V246L223 245V247H221L219 245L220 246L219 248L220 249L223 248L224 251L229 255L228 257H230V258H238L239 261L241 260V263H243V264H254V263H251L252 260L257 262L258 264H264V248H262V250H255L254 249V250H252L251 254L246 250V247L250 244L251 241H255V243H257L256 241H260V242H262V244L264 242V200H263L264 199V195H263L264 192H263V190H259L261 188L264 189V163H263L264 161L262 160V162H261V160H260V162H259V161L256 160V158H258V156H260V154H263V153H261V151H259V149H257L258 148L257 144H256L255 147L253 145H251V144H248ZM166 148L167 147H165L164 149L168 150ZM169 148H171V147H169ZM263 149H264V147H263ZM174 150H175L174 148L169 149L168 150V154L169 155L172 154L173 152H175ZM0 151H3V150H0ZM76 151H77V149L74 152H76ZM160 151H162V150H160ZM165 152H167V151H165ZM125 154L126 153H124V155ZM0 155L2 156L1 152H0ZM46 157L47 156L45 155L42 158L40 164L30 163L31 161L25 163V165L22 163L23 166H21V167L24 169L25 173H23V174H25V175H23L21 177L18 175V176L13 177V178H12V176H11V178H7V175L9 174L8 166L2 167V163L3 162L2 163L0 162V185L1 184L4 185V184H7V183H13V182H19L22 179L26 178V179H28L27 182H29V187L30 188H38L39 190H42L43 193H47V191L50 190V192L48 194V198H49L48 200L51 201L52 203H53V200H55L58 197L62 198V200H63V191H62L61 187L57 186V180L59 181L58 177L60 175V171L53 166L51 158L50 157L46 158ZM130 158H129V160H130ZM248 158L249 159H253L254 162L256 160V164H255L256 166H253L252 168H250V167L247 168L248 164L246 162H247V160H249ZM260 158H261V156H260ZM29 159H31V158H29ZM263 159H264V156H263ZM130 162H133V161H130ZM246 164H247V166H246ZM165 165H167V163H165ZM139 166H140V168H139ZM238 166L240 167V169L243 168L242 169V174L240 173L241 171H239V173L242 176L245 177V179H244L245 181L243 182V180H242L244 186L242 187L240 185V183H239V185H240V187H239L238 184L236 183L237 184V187H236V184H235L236 181H232V180H231V183H229L228 185L225 184V182L228 179V177H225L226 173H230V174L234 173L233 171H236L235 167H238ZM159 168L155 167L154 169L160 170ZM163 169H161V170H163ZM236 173H237V171H236ZM110 175L113 176V178L115 177L114 178V183L112 182L113 184L109 183V181H108V183H107V181L106 182H100V180L102 178L109 177ZM83 176L77 175V177L74 179L73 184L75 183V184L78 185V184L83 183V182L85 183L84 180H85L86 177H83ZM8 177H10V176H8ZM196 177H198V176H196ZM255 177H256V179H255ZM199 178H198V180H199ZM253 178L255 180H253ZM91 179H93V178H91ZM188 179H187V181H189ZM193 179H194V177H193ZM140 181L141 182L138 183V185L140 184L139 186H145L146 187L147 185H149L147 183L148 181H144V180H140ZM238 182H240V181H238ZM130 183L132 185L134 182L133 183L130 182ZM203 183H204V181H203ZM124 186H122V187H124ZM184 187H186L184 189V193L178 194L179 191H183ZM13 189H15V188H13ZM127 189H123V190H127ZM16 190H17V192L21 191L20 188H18V187H16L15 191ZM12 191H14V190H11V192L10 191H7V192L12 193ZM111 191H119L118 193H119L120 196L118 198L119 200H117V202H115L116 205H114V203L112 204V202H110L107 199L108 196L105 195V194H107V192H111ZM165 191H164V194H165ZM121 192L124 193V194H121ZM211 192H213V191H211ZM10 193H8V194H10ZM81 193L82 192H78V190L77 191H73L71 194H68L66 197H64L63 201L65 203L64 205H68V206L74 205V204H71V202L72 203L80 202L79 204H81V205H79V206H82V205L85 206V207H81V208L79 207V209H76V208H78L77 205L75 207V210L76 211L78 210V214H79L78 219L80 220V217H82L84 219V223H85V228L82 230V232L79 231L81 233L80 235H82V234L85 235V233L89 229H91V227L94 226V224L96 222L95 218L94 219L93 218L92 219L86 218V215L87 214L89 215V213L92 211V209L94 210L96 208L97 205H94V204H96L98 199H96V201L93 200L91 202H88L86 204L87 205L86 206L85 205V199H87L86 198L87 196H85V194L83 195ZM209 194L212 195V193H210V192H209ZM122 195H123V197H121ZM262 195H263V198H262ZM5 196H6V198H9V196L7 194ZM10 196H12V194H10ZM103 197H106V199H104ZM150 197L148 196V198L147 197L146 198L149 199ZM39 199H38V197L37 198L35 197L32 200V205H36V204L42 205L41 203L44 202V201H42L43 200L42 198H41V200H39ZM1 201H2V199L0 200V202ZM142 201H143V203H142ZM142 201H140V203L144 204L146 202V199L142 200ZM172 203H177V204L179 203L178 204L179 206H176V208L174 210H171L170 207H171ZM54 204H50V207L54 206ZM142 204L138 205V206L140 207V206H142ZM19 205L21 206L22 204L20 203ZM108 205H109V207H108ZM106 207H108V208H106ZM146 207H147V205H146ZM66 208H67V206H66ZM66 208H64V209H66ZM161 208H159V209H161ZM64 209H60V211H62V210L64 211ZM152 209L154 210V208H152ZM156 209H157V207H156ZM140 210H141V208H140ZM92 212H94V211H92ZM101 212H103V211H101ZM45 214H46L45 211L44 212L43 211H41V212L39 211L36 214V216L34 215L37 218L36 222L37 221L39 222L38 219L45 218ZM78 214H77V216H78ZM74 215H76V214H74ZM90 215L92 216V214H90ZM144 219L145 220L147 219L149 221L150 219L152 220V217L150 218V215L145 214V218ZM179 220H180V223L178 222ZM201 220H203L202 222H204V223L198 222V221H201ZM113 221H111V222H113ZM129 222H131V221H129ZM129 222H128V225H129ZM184 222L187 225V229L184 226L185 229H186L185 231H182L179 234L175 233L176 232L174 230L175 227L179 228V225L181 224L180 226H182ZM180 230H183V229H180ZM137 231H138V229H137ZM192 231H195L198 234L194 235V236H191L190 232H192ZM79 232H78V234H79ZM33 234L34 233H32V235ZM136 234H137V232H135L134 235L131 234V232H130V235H128V238H124L121 241H119L117 244L112 246L110 248V252H109V261H114L115 259H118L119 257H122L125 254H131V253H134L135 251H137L136 250L137 246L135 245V243H137V241H136V239H137L136 236L137 235ZM144 234H146V233H144ZM175 234H176V236H174ZM50 235L48 234V236H47V234H46L45 239L48 240ZM86 235H87V233H86ZM210 236H211L212 241L213 242L216 241V242L213 243V242L210 241L211 240L210 239V240H208L210 242H208V244L206 243L207 245H205V243L203 244V241L201 239L202 238H206V237L210 238ZM27 237H29V236L27 235ZM54 237H56V236H54ZM200 237H202V238H200ZM30 238L32 239L33 237H30ZM30 238H29V240H30ZM199 238H200V240H199ZM42 239H43V236H42ZM174 241H175V239H174ZM179 241H178V243H180ZM237 241H238V243H237ZM181 242L184 243L185 241L184 242L181 241ZM186 242H187V239H186ZM44 243H45V241H44ZM211 243H213V244H211ZM186 244L188 245V242ZM176 245L177 244L174 245V248L178 250V248H176ZM178 245H177V247H179ZM181 246H183V244H181ZM180 248H183V247H180ZM180 248H179V250H180ZM189 248H191V247H189ZM214 249H217V251H218V248H213V250ZM168 250H170V247H168ZM172 250H170V251H172ZM160 251H161V249H160ZM199 251H201V250H199ZM173 252H171V253H167L166 252V253H167V255H171L172 256ZM211 252H213V251H211ZM247 253H249V254L247 255ZM160 254H162V253H160ZM171 256H169V258L173 259V257L175 255L173 254V257H171ZM225 256L227 257L226 254L224 255V257ZM226 257H225V259L223 257L220 258V259H224L226 261ZM245 257H247V258H245ZM247 259H250L251 261H248ZM229 262H230V260L227 261V263H229ZM178 263H180V262H178Z\"/></svg>",
  "mask_w": 264,
  "mask_h": 264
}]
</instances>
